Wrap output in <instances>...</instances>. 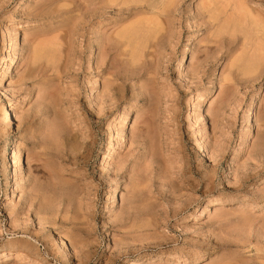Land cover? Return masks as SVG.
Returning a JSON list of instances; mask_svg holds the SVG:
<instances>
[{"label": "rangeland", "instance_id": "374dc122", "mask_svg": "<svg viewBox=\"0 0 264 264\" xmlns=\"http://www.w3.org/2000/svg\"><path fill=\"white\" fill-rule=\"evenodd\" d=\"M0 264H264V0H0Z\"/></svg>", "mask_w": 264, "mask_h": 264}, {"label": "bare ground", "instance_id": "6f19581e", "mask_svg": "<svg viewBox=\"0 0 264 264\" xmlns=\"http://www.w3.org/2000/svg\"><path fill=\"white\" fill-rule=\"evenodd\" d=\"M9 112H10V110L8 109L7 112H6V114H5V117L6 118L9 117ZM223 203H226V202L225 201H221V204H223Z\"/></svg>", "mask_w": 264, "mask_h": 264}]
</instances>
